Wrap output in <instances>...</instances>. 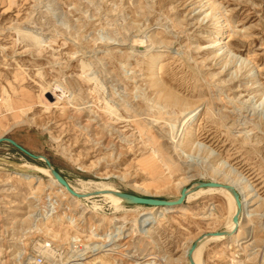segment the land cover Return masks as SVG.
<instances>
[{"label": "rangeland", "instance_id": "rangeland-1", "mask_svg": "<svg viewBox=\"0 0 264 264\" xmlns=\"http://www.w3.org/2000/svg\"><path fill=\"white\" fill-rule=\"evenodd\" d=\"M220 14L217 26L230 24L231 56L212 41L220 37L214 21ZM152 70L197 108L190 122L198 126L196 139L214 149L209 159L207 150H176L188 112L158 97ZM2 136L47 157L77 188L93 181L174 200L197 182L224 181L213 166H232L264 197V0H0ZM152 155L156 165L147 163ZM0 161L6 166L0 171V264H28L39 255L44 264H81L106 253L111 238L119 252L104 256L108 264L148 257L149 264H188L192 243L227 226L219 193L185 200L189 212L165 213L144 232L150 206L125 203L116 210L98 193L76 202L42 172L49 169L44 157L34 159L9 142L0 143ZM24 163L38 169L23 173L42 178L34 196L33 186L9 176ZM210 208L215 218L208 217ZM258 210L243 222L240 246L230 238L211 240L202 264H261L264 206ZM58 215L64 218L53 238L42 222ZM75 238L89 250L82 259L75 257ZM46 243L55 246L50 256Z\"/></svg>", "mask_w": 264, "mask_h": 264}, {"label": "bare ground", "instance_id": "bare-ground-1", "mask_svg": "<svg viewBox=\"0 0 264 264\" xmlns=\"http://www.w3.org/2000/svg\"><path fill=\"white\" fill-rule=\"evenodd\" d=\"M212 8H214V6ZM221 17H222V14H220V16L214 18V21L216 22V26L220 24V18ZM229 27H230V24L227 22H226V24L223 23L220 28L217 26V28H219L221 30L220 37L218 36V38H214L212 40L213 43L215 44L214 47L219 45V48H217V50L222 51V54H224V55L226 54L227 56H231L233 53V51L229 47L227 41H225L228 37H230V35L227 34ZM221 37L224 38L223 39L224 42L220 41V40H222ZM152 57H153L152 54L148 55V60H152ZM159 58H160V56H157V58L152 61V63L154 64L153 67L155 65L159 64ZM151 77H152V81H153V87L157 90V94H158V97L160 99H163L167 105L180 107L181 108L180 111L182 113H184L186 111L188 112L183 119L184 121L182 120V123H181L183 125L182 129H181V135H180L181 138L179 139V141H177L176 150L182 149L183 151H186L188 148L197 149V152H200L202 150H204V151L207 150L209 154L206 157H208V159H209L210 155H213L214 149L212 150L210 147L205 145L203 142H200L198 139H196L195 132L198 130V126H196L195 124L190 122L192 120V118L196 115L195 113H196L197 108L191 109L189 107V105L186 103V101L180 95L171 91L170 88L168 89L166 85H165L166 86L165 87L163 85L164 83L162 84L157 79L154 70L151 71ZM112 112H113V110H112ZM160 151H162L161 148H155V152L159 153ZM147 163H151L153 165H156L157 160L155 159V156L152 155L149 158H147ZM225 163H227V162L224 160L221 162V164L223 166ZM15 168L18 169V171H13V172L9 173L10 178H21V179L25 180L28 184L33 186L32 187L33 188V196L37 194V191H41V188H42L41 186L43 184L42 178L41 177L37 178V177H35V175L23 173L26 169L36 170V169H38L37 166H35L33 164L31 165V164H25L24 163L23 165H21V164L16 165ZM5 169H6V166L4 167L2 165V162L0 161V171L5 170ZM212 171H213V174H215V175H218V174L224 175V179H223L224 181H218V180H213V181L220 182L223 184H229V185L235 187V189L239 192V194L241 196V200H242V212H241V216L239 219L238 230L233 235H231V236H213V235L208 234V233H214L216 231H210V232H207L203 235L202 239L199 241L197 248L195 249V251L193 252V255H192L193 261L195 262V264H202L203 263V261H204V260L202 261L203 250L205 248L206 243L207 242L209 243V241H211V240L222 241L224 239L230 238L229 242L233 246H240L242 244V240H243V237H242V235H243L242 234L243 222L244 221L252 222L254 216L256 214H258L259 207L264 206L263 195L259 192V190L255 187V185L248 178H246L245 176H242L239 173H236L234 175L233 172H236V171H235V169L232 168V166L230 169H226V170L223 168H220L219 166H213ZM42 172L45 175L50 177L52 184L55 187H57L59 192H61L63 195L71 197L76 202L82 203L84 200L89 201V200L93 199L95 196H97L96 194L98 192L99 196H102L104 198L111 200L112 204L115 205L116 210L122 209V207H124V204L126 203L125 199L111 193V191L118 190V189L114 188V186H112L108 183L93 182V181H82V183L80 184V185H82V188H77L74 185H72L71 183H69L71 185V188H73L75 191H77L80 194L86 195L83 198H79L77 196H74L65 186H63L62 184H60L58 182V180L52 175L50 167H49V169L43 168ZM212 193L222 194L226 199L227 210H228V214H227L228 215L227 216L228 221H227L226 230L231 232L236 226V223L234 222L233 217L237 212V204H236V200H235L233 194L229 190H227L225 188H212V187H206V188H200L197 190H191V191H189V193L187 195L186 203L189 200L191 201L192 198H196L197 196H200L202 194H212ZM31 197H32V195H31ZM94 204L96 206V203H94ZM254 204H258V206L251 208ZM149 208H150L149 214H147L145 216L144 221L142 220L143 221L142 222V228H143L144 232L148 231V229L145 226L146 224L153 223L155 221L157 222L165 213H172V212H186L187 213V212H189L188 209L185 207V204L180 205V206H150ZM207 213H209L208 217H214V218L216 217L214 208H210ZM261 215L264 217V212ZM63 218H64V216L58 215L57 217H55L53 219L42 222V224L44 225V228L46 229L47 232H49L51 237L56 238V237L60 236V233L58 232V229H56V228L58 227V224L61 223ZM68 220H69L68 221L69 224L73 225L72 219H68ZM73 226H75V225H73ZM262 228L264 230V222L262 223ZM254 229H255V225H254V223H252V225L248 228V233H247L249 236H251V239L254 238V236H255L254 235ZM105 241H108V240L106 239ZM101 245L103 247V243H101ZM104 245L107 248V249H105L106 253L101 254L99 256H96L90 260L83 261L81 264H96V263L108 264L107 261L105 260L104 256L107 254L118 253L119 247H117L115 245V243L113 242V238H111ZM45 246H46V244H43V248ZM84 247H85V245H84ZM190 247L186 250V255L188 258V264H191V261L188 257V250L190 249ZM96 248L98 249V247H96ZM44 251H45V253H49V256H50V254L51 255L53 254L52 250H47V248H44ZM75 255H77V254H75ZM150 258H152V257L145 258V260L143 262H139L138 264H149L148 262H146V260H149ZM33 263L34 264L36 263V259H34V257L29 258L28 264H33ZM77 264H79V263H77ZM261 264H264V255H263Z\"/></svg>", "mask_w": 264, "mask_h": 264}, {"label": "water", "instance_id": "water-1", "mask_svg": "<svg viewBox=\"0 0 264 264\" xmlns=\"http://www.w3.org/2000/svg\"><path fill=\"white\" fill-rule=\"evenodd\" d=\"M2 142L11 143L13 146L18 148L21 152L25 153L26 155H28L34 159H39L40 157H44L46 164L48 165V167L51 168L52 175L58 180V182L60 184L65 186L74 196H77L79 198H83L86 196L85 194H80L77 191H75L73 188H71V185L69 184V182L64 178V176L58 170H56L52 166L51 162L49 161V159H47V157L42 156V155H37V154L30 152L28 149H26L24 146H22L21 144H19L18 142H16L14 139H12L10 137H6V136L0 137V143H2ZM206 187L225 188V189L229 190L233 194V196L236 200V204H237V212L233 217V220L236 223L235 228L231 232H229L228 230L225 229V230L216 231L214 233H208V234L213 235V236H231V235H233L238 230V227H239V219H240L241 212H242V200H241V196H240L239 192L235 189V187H233L229 184H223V183L216 182V181H200V182H197L196 185L191 187V188H188V187L182 188L180 196L174 200L145 197V196H140V195H136V194H132V193L123 192L120 190H114V191H111V193L125 199L127 204L146 205V206H180V205L184 204L185 200L187 199V195H188L189 191L197 190L200 188H206ZM201 239H202V237L199 238L197 241H195L191 245L190 249L188 250V257L191 261V264H195V262L193 261L192 255H193V252L195 251V249L197 248V245Z\"/></svg>", "mask_w": 264, "mask_h": 264}, {"label": "built area", "instance_id": "built-area-1", "mask_svg": "<svg viewBox=\"0 0 264 264\" xmlns=\"http://www.w3.org/2000/svg\"><path fill=\"white\" fill-rule=\"evenodd\" d=\"M49 211L52 212L51 210H49ZM50 212H48V213H50ZM46 213H47V210L44 211V215ZM56 213H57V211H54L52 214H56ZM34 215H35V213H34ZM72 245H73V247H75L73 249L77 254L75 256L77 259H82V257H84L89 252V250L81 248V239L75 238L72 242ZM44 248H47L49 250H53V248H55V246L51 243H46V246ZM55 252L57 253L58 250H55ZM44 261H45L44 255H39L36 257V264H44ZM77 261H79V260H77Z\"/></svg>", "mask_w": 264, "mask_h": 264}]
</instances>
